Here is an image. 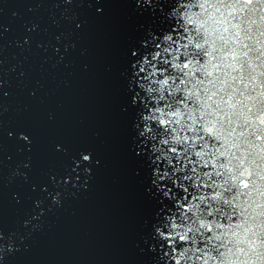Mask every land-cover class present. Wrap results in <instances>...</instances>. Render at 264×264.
I'll use <instances>...</instances> for the list:
<instances>
[{
	"label": "water",
	"instance_id": "water-1",
	"mask_svg": "<svg viewBox=\"0 0 264 264\" xmlns=\"http://www.w3.org/2000/svg\"><path fill=\"white\" fill-rule=\"evenodd\" d=\"M169 3L0 0V23L11 25L0 37L4 46L0 81H7L0 84V105L8 107L0 111V225L11 226L25 211L30 212L33 200L44 197L40 185L53 187L50 176L63 185L62 178L71 171L72 158H78L79 151L90 150L92 160L99 161L88 165L87 180L82 168L88 162L73 173L79 177L77 184L88 185L86 189L77 192L69 182L67 187L76 197L63 198L62 207L53 205V211L41 217L45 230L35 234L29 255L44 264H151V225L158 219L156 211L169 201L151 184L147 145H139L142 153L136 147L143 137L133 140L140 102L131 105L134 92L129 91L128 80L132 61L149 50L140 42L168 25L163 12ZM13 11L18 13L15 18ZM73 15L76 19L70 20ZM25 21L38 23L39 30L32 47L21 52L15 39L23 33ZM65 44L69 45L66 52ZM52 45L59 51L53 52ZM133 49L138 50L136 56ZM18 60L14 72L6 71ZM21 70L25 77L18 75ZM36 81L43 88L31 96L29 89ZM21 129L31 133L30 150L15 139ZM57 144L67 151L57 150ZM26 158H30V170H21L27 172L28 182L16 176L8 183L11 170ZM13 192L19 203L12 198ZM49 203L50 198L45 200L46 209Z\"/></svg>",
	"mask_w": 264,
	"mask_h": 264
},
{
	"label": "clouds",
	"instance_id": "clouds-1",
	"mask_svg": "<svg viewBox=\"0 0 264 264\" xmlns=\"http://www.w3.org/2000/svg\"><path fill=\"white\" fill-rule=\"evenodd\" d=\"M163 15L168 25L140 42L149 50L132 61L128 80V89L134 92L131 105L140 102L133 140L143 137L136 147L142 153L139 145H147L149 161H164L162 174L156 175L159 169L151 174L157 181L165 177L170 181L157 184V192L168 189L162 198L172 192L151 225V264H252L257 252L264 253V112L258 114L264 107V3L170 0ZM137 51L133 49L132 55ZM180 56L191 65L182 76ZM0 111H8L7 105H0ZM57 150L67 151L59 145ZM91 155L90 150L78 152L85 159ZM29 161L17 163L6 177L8 183L28 175L20 169L30 170ZM84 162L73 157L71 170L77 171ZM90 171L82 169L85 180ZM53 178V187L61 186L58 177L49 180ZM87 187L82 183L77 192ZM38 203L33 200L34 207ZM62 206L63 200L56 204ZM27 215L25 211L0 230V262L20 245L28 250L35 234L44 233L45 221H36L35 213L24 219ZM40 215H46L44 208ZM253 244L257 252L252 251Z\"/></svg>",
	"mask_w": 264,
	"mask_h": 264
},
{
	"label": "snow or ice",
	"instance_id": "snow-or-ice-1",
	"mask_svg": "<svg viewBox=\"0 0 264 264\" xmlns=\"http://www.w3.org/2000/svg\"><path fill=\"white\" fill-rule=\"evenodd\" d=\"M255 2V0H247V3L251 4ZM260 3H264V0H259ZM31 11V9H29ZM18 13L16 11H13L11 13V16L12 17H17ZM70 20H75L76 18L74 16H71L69 17ZM79 26V25H77ZM24 31L23 33H21L19 36L16 37L15 39V43L16 45L18 46V48L20 49L21 52L27 50V49H30L33 45V41H34V33H36L38 30H39V25L38 23L36 22H33V21H25L24 24L22 25ZM11 30V25L9 24H3V23H0V37H3L5 35V33L9 32ZM171 30V29H169ZM55 39L57 41L60 40V36H56ZM35 45L37 48H40L41 47V43L37 40L35 41ZM74 47V45H72ZM3 45H0V50L3 49ZM53 48V52H58L59 49L55 46V45H52L51 46ZM69 45L65 44L64 45V48H65V52L67 51ZM61 56H63V54H61ZM13 58L15 59V54H13ZM25 59H27L25 57ZM178 61H182L183 62V67H182V71L180 73V75L182 76L184 74V71H186L191 65L190 63L188 62L187 58L186 57H183V56H180L178 58ZM202 62V61H201ZM2 63V62H0ZM20 64V61L18 60L16 64H13L11 65L10 69H7L6 71H15L17 66ZM55 66V65H53ZM159 67V65H158ZM167 68V66H165ZM143 74V73H141ZM18 75L20 77H25V72L23 70H21ZM193 75H198V73H193ZM4 83H7V81H0V84H4ZM36 86L32 87L29 89V95L31 96H36L37 92L39 91L40 88H43V85L40 84V81H36ZM9 93L8 92H4L3 95L7 96ZM38 98V97H37ZM253 103H256L255 101H253ZM249 112L251 114V107L249 108ZM261 112H264V107L258 109V114L261 113ZM11 132V131H10ZM12 133V136H13V132ZM8 135V133H7ZM15 139L17 142H23L22 144V147L24 149H28L30 150V146L32 145V139H31V133H29L27 130H24V129H21V130H18L15 132ZM59 144L55 145V148L57 149V146ZM60 148H63L61 145H59ZM85 151V153L88 152V150H83ZM175 153L173 152V155ZM77 159H84L85 162H88V161H93L92 160V155L91 156H87L86 159L84 157H79ZM161 162L164 163V161H159V162H154V161H151V171L154 170V169H159V171H157L156 175L159 176L162 174V170H163V163L161 164ZM90 165L89 163L87 164H84L83 168L84 167H88ZM23 169H28V168H24L22 167ZM82 168V169H83ZM169 172L171 171V168L168 169ZM21 172L23 173H27L25 171H22L20 169ZM77 171H70L68 173H66L62 180H63V185H61V180H60V185L61 186H57V187H52L51 189L47 186V185H44V184H41L40 185V191L42 193H44V197L43 198H38L37 200L39 201L38 205L33 207L32 210L30 212H28V215L24 217V219H31L33 218V213H35V220L36 221H39L41 219V215H40V209L41 208H44L45 212L46 211H49V208H52L53 205L56 206L57 203H59L66 195L68 194H76V192H72L69 190V188L67 187L69 182H71V187L73 185V183L76 184V188L75 189H78V188H81V185L82 183L80 184H77L76 181L78 179H76V177L78 176H74L73 173H75ZM23 178V180L25 182H28L29 180V177L28 175L25 177V176H20ZM67 177L68 180H67V184L64 183V178ZM160 181H164L165 183H160ZM242 183L244 184L245 187L248 186V181L245 180V181H242ZM51 184L52 185H55L56 184V180L55 178H53L51 180ZM151 184L155 187V190L157 192V184H170V181H168L167 177H165L163 180H159L157 181L155 179V177H153V179L151 180ZM31 188L33 190H35L36 188V185L35 184H32L31 185ZM73 188V187H72ZM168 189L165 188V189H161L159 191V193L161 195H163L164 191H167ZM172 191H175V189L173 188ZM182 191V190H181ZM172 195V192L169 191V194H168V197H165V198H168L171 197ZM13 198V196H12ZM50 198V203L47 205V209L44 207V204H45V200L46 199H49ZM14 200L16 201H19V196L17 194L16 198H13ZM19 203V202H17ZM5 226L3 225H0V230H3ZM169 239H171V237H169ZM180 241L181 243H183V238L181 237L180 238ZM161 243H164V241H161ZM170 249L173 247L172 244H168L167 245ZM177 248H179V245H176ZM252 251L253 252H257V245L256 244H253L252 246ZM33 248V244H29L28 245V250H25V245H20V248L19 250H16V249H13V251L10 253V254H5V257H4V260L2 262H0V264H44V262L40 259H37L33 256H30L29 253H30V250ZM257 260H260V261H264V253H259L257 252V259H253L252 260V264H257ZM173 264H175V262H173Z\"/></svg>",
	"mask_w": 264,
	"mask_h": 264
}]
</instances>
